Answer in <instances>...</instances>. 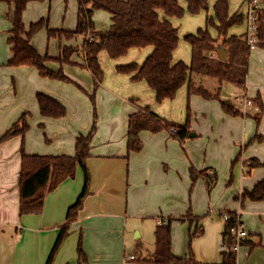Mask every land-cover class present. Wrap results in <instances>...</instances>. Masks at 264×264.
<instances>
[{"label":"crops","instance_id":"obj_1","mask_svg":"<svg viewBox=\"0 0 264 264\" xmlns=\"http://www.w3.org/2000/svg\"><path fill=\"white\" fill-rule=\"evenodd\" d=\"M177 1L186 9L185 2L184 6L181 1ZM213 1L214 4L216 0ZM36 4L40 2H30L27 11L41 10L43 6L36 7ZM9 11V6L1 2L0 90L3 88V91H10L12 82L31 85L33 78L35 85L33 88L31 85L28 93L26 92L27 104L21 101L15 104V98L13 102L7 103L6 97L0 94V137L19 122L23 114L33 110L31 101H35L37 108L32 112L38 115L40 127L48 125L53 128L55 143L52 148L40 150H32L27 145L25 153L73 156L76 138L89 130L86 98L80 96L74 84L65 86L62 81L36 77L37 71L33 67L3 66L11 56L7 44L10 22L6 16ZM77 11L76 1L75 21ZM246 11L245 4L242 10L240 8L236 12L245 15ZM159 16L163 18L162 12H159ZM94 18H98L96 26L94 25L96 31H106L109 28L111 21L107 12L95 10L92 19ZM173 19H169L172 25ZM176 20L180 21L182 18ZM29 23H36V20H30ZM238 26L241 27L234 26L237 27L235 29L232 27L229 35H243L246 24ZM37 33L31 40L32 46L43 47L44 42L47 45L49 38L46 37L45 41L44 37L38 36L41 32ZM44 33L46 35L45 31ZM73 41V44L65 41L63 48L75 46V42L77 45L78 41L81 47L82 40L79 37L76 39L74 37L71 42ZM62 46L59 45L57 56L60 55ZM145 48L147 49L144 50ZM145 48H141L143 52L140 53L135 52L136 48L130 49L125 56L118 59H110L105 52L98 55L99 63L105 71V79L103 78L101 86L96 91V97H99L103 105V112L97 122L103 123L104 127H99L95 131L90 156L86 160L89 173L88 195L76 219L70 223L68 235L60 245L52 264H154L150 262L154 243L153 249L149 251L151 254L142 256L139 252L140 256L135 255L131 260L128 258L133 255L129 252L134 243L136 248L137 246L142 248L141 240L145 236L142 228L144 223L147 229L146 238L149 240L151 232L154 236L156 227L167 224L169 219H172L171 251L175 256L186 258L189 253L186 245L189 225L188 231L199 227L203 231L191 242L196 263L223 264L219 242L225 224L215 215L221 211L240 213V221L249 233L247 240L236 252L235 264H264V201L246 200L241 203L235 199L243 190H251L264 179V166L254 168L249 175H244V164L249 163L251 159L264 165V47L257 46L251 50L245 89L238 87L241 89L242 97L251 98L256 110L255 99L259 94L263 106L259 126L253 117L256 110L247 114L250 116H229L222 111L217 100H205L196 95L188 99L187 88L186 94L185 89L181 90L173 101L156 103L155 93L145 81L133 82L131 75L119 74L115 69L118 65L133 63L141 66L152 52V47ZM40 52L42 55L47 54L44 51ZM176 53L177 48L173 53V62L182 61L187 64L184 59L177 57ZM71 61L75 62L71 64L75 66L84 63L83 53L76 52L70 57ZM50 64L51 62H47V67L50 68ZM58 64L62 69L63 65L61 66L59 62ZM189 64L190 62L187 65ZM68 67L70 71L65 70L67 77L90 92L93 89L92 77L90 76V80L84 77L83 81V77H80V73L75 71L73 66ZM112 67L115 69L114 72ZM50 69H55V66ZM197 77H200V82L204 80L203 76ZM221 88H224L223 83ZM37 90L64 105L67 108V118H43L39 114L36 101V92H39ZM132 98L135 100H130ZM187 101L190 102L194 115L191 126L195 137L180 144L167 131L141 132L139 135L143 145L141 151L128 153L127 131L130 114L138 108L147 106L168 121L182 123L185 120ZM113 105L116 106L115 110L112 108ZM236 108L240 109L239 106ZM82 109L85 112V120H76L75 112ZM66 119L72 121V126H67ZM256 135L261 137L260 141L255 139ZM21 141V136H14L0 143V264H46L60 227L65 223L67 211L83 190L84 172L77 167L74 178L64 180L47 193L39 214L20 216L18 174ZM237 156L238 159L232 168V183L227 187L222 186L228 180L231 164ZM191 166L199 172L206 170V174L211 170L218 173L215 186L209 195L204 191V178H198L192 185L189 175ZM208 208L210 211L203 218L202 214H205ZM188 211L190 213L192 211L195 216L187 218ZM179 218H184V221H178ZM198 218L203 220L200 221ZM79 241L81 254H78L77 250Z\"/></svg>","mask_w":264,"mask_h":264},{"label":"trees","instance_id":"obj_2","mask_svg":"<svg viewBox=\"0 0 264 264\" xmlns=\"http://www.w3.org/2000/svg\"><path fill=\"white\" fill-rule=\"evenodd\" d=\"M44 0H0L5 2L10 11L7 19L10 22L7 44L11 56L3 66L19 67L29 66L35 68L42 78L58 80L74 84L78 89L84 90L73 82L61 70L53 71L46 63L57 61L61 64H72L70 57L76 52H82L84 63L80 64L91 75L93 81V94H88L92 104H95V94L101 86L104 73L99 63L98 55L105 52L110 59H118L125 56L130 49H141L152 47V52L147 56L141 66L137 64L118 65L116 72L131 75V80L145 81L147 86L154 91L155 101L160 104L165 100H173L178 90L186 85L188 99L192 95H198L205 100H217L222 111L233 117L246 116L240 109L221 99L222 83L234 84L245 89L247 77V65L250 56V47L244 40L243 35H229V30L245 23V15L238 12L229 14L228 0H216L213 5V18L206 20L204 28H198L195 33L187 34L185 40L191 50L190 64L182 61L173 62V53L177 48L179 37L178 28L174 27L169 19H181L185 12L197 15L208 11V0H183L186 9H183L177 0H76L78 11L76 18V29L65 31L63 29H47L48 38L65 37L71 39L73 36H83L81 47L62 48L59 57L51 58L47 54L41 55L32 46L31 40L34 35L46 26V21L40 19L36 23L25 28L23 13L30 2H43ZM258 13L257 32L258 47H264V0ZM101 10L110 15V27L107 31H96L93 22V11ZM162 12L163 18L159 16ZM211 26L215 29L217 37L213 38L208 31ZM91 34L92 40L86 36ZM222 47L227 52L226 61L218 59L217 48ZM193 75L212 78L217 81L218 87L214 93H208L204 88L198 86L192 79ZM36 101L39 114L43 118L59 119L66 115L65 107L51 96L37 92ZM257 112L253 115L256 125L263 114V106L259 94L255 99ZM191 111L187 106L186 120L183 123L168 121L149 107L138 108L128 117L127 151L137 153L143 145L140 140L141 132L158 133L167 131L175 140L182 144L193 134L190 125ZM250 116V115H247ZM28 130L26 114H23L19 122L15 123L4 135L0 137V143L13 136H21L20 145V170L18 174L19 186V215L39 214L47 193L55 189L66 179L75 176L77 167L84 172V186L76 202L69 207L65 223L60 227L57 239L48 255L46 264H52L54 257L69 232V225L73 222L78 211L82 208L83 201L88 195L89 173L86 160L90 156L91 141L96 128L92 127L86 135H79L75 140L74 155H36L26 154L24 151V134ZM195 137V135H194ZM193 138V137H192ZM255 139L261 140L259 135ZM254 140V138L252 139ZM251 140V141H252ZM238 156L233 160L232 167ZM264 166L257 160L251 159L244 164V175H249L254 168ZM206 171V170H205ZM205 171H196L190 167L189 175L192 185L198 178L206 181L207 191L210 192L215 184L214 173L206 174ZM237 199L243 203L246 200L253 202L264 201V179L258 182L251 190H243ZM231 217L234 213L227 212ZM191 216L187 212V218ZM221 216V215H219ZM169 219L167 224H160L154 233V250L152 260L154 264H197L191 250L193 238L201 235V227L195 228L189 233L188 249L186 258H179L171 251V236ZM178 221H184L179 218ZM225 228L222 240L227 250L221 251L223 264H235L236 253L231 250L235 238L230 232L234 226V219L224 222ZM245 240H242V245ZM78 254H81V242L77 246Z\"/></svg>","mask_w":264,"mask_h":264},{"label":"rangeland","instance_id":"obj_3","mask_svg":"<svg viewBox=\"0 0 264 264\" xmlns=\"http://www.w3.org/2000/svg\"><path fill=\"white\" fill-rule=\"evenodd\" d=\"M179 1H181V3L185 6V4H184V2L182 0H179ZM246 1L247 0H228L229 14L230 15L234 14V12L239 11L240 8L242 10L243 5L246 4V6H247V2ZM213 2H214L213 0H209L208 11H203V12H201V13L195 15V16H190L187 12H185L182 20L177 21L176 19H173V21H172L174 27H177L178 31H179V42H178L177 53H176L177 57L179 56L180 58L184 59V61H186L187 64L190 62V48H189L188 42L184 38H185V36L187 34L195 33L198 28H204L205 25H206V20L210 19V18H213V11H212L213 10V5H214ZM0 4H1V2H0ZM40 4H42V5H40ZM40 4H36L35 6L36 7L43 6L41 10L35 9V10L30 12V11H27L28 7H26V9H25V11L23 13V23H24V26H25L26 29H28V27L30 25V23H29L30 20H36V22H37L40 19H44L46 21V26H44L38 32V33L41 32L40 34H38V33L37 34H38L39 37H41V36L44 37L45 41L47 40L46 37H48L47 36V31H46V27L47 26H48L47 27L48 29H55L56 28V30L63 29L65 31H74L76 29V27L74 28L75 22H76L75 21V16H76L75 15V11H76V1L75 0H67V1L66 0H51L50 2H47V1L40 2ZM96 21H98V18L97 19H95V18L93 19V22H94L95 26H96V23H95ZM237 27H241V26H237ZM237 27H234V29L237 28ZM68 28L71 29V30H68ZM72 28H74V29H72ZM44 31L46 32V35H45ZM208 31H209V34L212 37L213 36L216 37V32H215V29L213 27L209 26L208 27ZM101 32H104V31L101 30ZM77 37H79L82 40V42H83V36H75V39ZM72 39H74V36L71 39H67V38H65L63 36L60 37V38L53 37V38H49L48 39L49 42H48L47 45L44 42L43 47L42 46L41 47L38 46L37 48L36 47H34V48L36 50L38 49L37 52L39 54H41L40 51H44V52H46L48 54L49 57L52 56L51 58H55V57H59V56H57L58 55V51H59L58 50L59 49V45L62 46L65 43V41L73 44L74 41L71 42ZM78 42L79 43L77 45L80 44V41H78ZM36 45H37V42H36ZM77 45H76V42H75V46L71 45V47H67V48L80 47V45L79 46H77ZM46 48H47V50H45ZM62 48H63V46H62ZM146 49L147 48H145L144 50H146ZM54 51H55V54H53ZM135 52H137V53L143 52V49H136ZM250 52H252V51H250ZM109 61H110V59H109ZM71 63L75 64L74 61H71ZM50 65H51V67L55 66V69H51V70H53V71L61 70L63 72V74H65L66 76H67V73H66L65 70L67 69V70L70 71V68L68 66L69 65L73 66L75 68V71L80 73V77H83L82 78L83 81L85 80L84 77L86 79L90 80V76H91V75H89L90 73L85 68H83L82 66H80L78 64H76L77 66H75V65L64 63V64H61V66L63 65L62 69L59 67L60 65L58 64L57 61H51ZM115 69H114V67H112L113 72H114ZM102 70H103V68H102ZM103 73H104V79H105V71L104 70H103ZM35 75H36V77L39 76L37 72L35 73ZM192 78H193V81L198 86H201L202 88H204L208 93L212 94V93L215 92L216 87H217L216 85H218V83H216V81L214 79L208 78V77H204L205 81L203 80L204 82L203 81L200 82L201 79H200V77H197V75H193ZM50 80H52V79H50ZM54 81H56V80H54ZM56 82H59V81L57 80ZM63 83H65V86L71 84V83H67V82H63ZM75 83H77L79 86H81L78 82L75 81ZM223 84H224V88L221 90V99L225 100L227 103H229V104H231V105H233L235 107L236 106L238 107V104L234 101V97H236V96L241 97V91H240L241 89L238 88V86H236L234 84H230V83H223ZM31 85H32V87H31ZM31 85H30V83H28L26 85H20L17 82L16 83L12 82L11 90L10 91H8V90L7 91H3V88H2L0 90V94H1V96L3 95V97H6V102L7 103L13 102V99L15 98V104L20 103V101H21V103L25 102L27 104L28 103L27 102V98H25L26 97V92L28 93L29 87H31V88L34 87V85H35L34 78H33V80H31ZM23 86H24V88H23ZM12 87H14V88H12ZM81 88L84 90V92L81 91L80 89H78L75 86V89L79 91L80 96H82V97L84 96L86 98V103H87V106H88V110L86 112V116L88 115L90 124H89V130L86 133H84L86 135L88 132H90V130L92 129L93 126H95L96 130H98L99 127H104L103 123L97 122V119L100 118V116H101V112H103V105L101 104V102L99 100V97L98 98L96 97L97 93L95 94V99H94L95 104L94 105L92 104L88 94L89 95L93 94L92 93L93 89L90 92H88V90L85 89L83 86H81ZM184 89H185V94H186V85H184L179 90V92L176 94V97L180 94V91L184 90ZM37 91H39L41 93L40 90H37ZM34 93H33V95H34ZM196 96H198V95H196ZM198 97H200V96H198ZM247 98L251 99L250 97H247ZM130 100L134 101L135 99L132 98ZM188 104H189V107H190V102L187 101L186 110H185V118H184L185 120H186V115H187V106H188ZM31 105L33 107L32 111H34L37 108L36 102L35 101H31ZM112 108H113V110H115L116 106L113 105ZM65 109H66V115L63 118H67V108L65 107ZM32 111L28 110V112L26 114V122L28 124V130L24 134V150H25V148H27V145L32 150H40V149H45V148H52L54 143H55L54 134H53V128L48 126V125H45L43 128L40 127V123L38 121V115H34L33 114L34 112H32ZM190 111H191V116H190V125H191V121H192L194 115L192 113L191 108H190ZM36 112H38V111H36ZM86 116H85V112L83 111V109L80 110V111L75 112V119L76 120L81 119L83 121V120H85ZM175 123H179V122H175ZM66 124H67V126L70 127V126H72V121L66 119ZM191 129H192V131L194 133V130H193L192 126H191ZM13 137H11V138H13ZM37 155H38V153H37ZM44 155H53V154H44ZM232 168L233 167H232V164H231V170H230L231 174L229 175V178L226 181V183L225 184L223 183L222 186H226L227 187V186L231 185L232 180H233V178H232V175H233ZM210 173L211 174L214 173L216 178H217V174L218 173L216 174V172L214 170L209 171L207 174H210ZM245 176H247V175H245ZM204 185H205L204 186L205 194L209 195L211 191L210 192L207 191L206 181H205ZM235 199L238 201L237 198H235ZM198 200H199V203H200V197H198ZM196 207H198V204H197ZM209 208L207 209V212L205 214H202L203 218L206 217V214L208 215V213L210 211ZM211 208H212V206H211ZM221 213H222V211L215 213V215H216V218L218 220L224 222L222 220L221 216H219V215H221ZM190 214L195 216L194 213H192V211H191ZM212 215H214V214H212ZM199 220L201 221L203 219H199ZM145 224L146 223H144V225L142 227L144 235H145L144 238L141 240V242L143 243V246H142L141 249L138 246L136 248V243H134L132 245V247H131L130 252H129L133 256L137 255L139 257L140 256L139 252L142 254V256H145L148 253L151 254L149 251H151L153 249L152 245L154 243V236H153V233L151 232L149 240L146 238L147 229H146ZM203 226L204 225H202V227ZM189 227L190 226L187 225V241H186L187 247H188V242H189V233L193 232L194 229H195V228L192 229L193 231L192 230L188 231ZM134 235H135V233H133V237H134ZM219 246H220V242H219Z\"/></svg>","mask_w":264,"mask_h":264},{"label":"built area","instance_id":"obj_4","mask_svg":"<svg viewBox=\"0 0 264 264\" xmlns=\"http://www.w3.org/2000/svg\"><path fill=\"white\" fill-rule=\"evenodd\" d=\"M261 5V0H247V11L245 13L246 31L244 33V40L247 42L251 50L257 47L258 44L256 32L258 13L261 9ZM86 39L92 40L93 36L91 34H88L86 36ZM234 101L238 104L244 114L253 113L256 110V107L253 105L251 99L242 96H236L234 98ZM221 218L224 222L229 221L230 218L234 219V226L230 228V232L235 238V243L232 246L231 250L236 253L241 245L240 242L242 240H245L249 236V233L240 221V213H234L231 217L227 212H222ZM220 250H227V246L222 239L220 241ZM129 259L133 260L134 256H130Z\"/></svg>","mask_w":264,"mask_h":264},{"label":"water","instance_id":"obj_5","mask_svg":"<svg viewBox=\"0 0 264 264\" xmlns=\"http://www.w3.org/2000/svg\"><path fill=\"white\" fill-rule=\"evenodd\" d=\"M217 57L221 61H226V58H227L226 50L224 48H222V47H218L217 48ZM190 137L192 138V137H194V135L191 134Z\"/></svg>","mask_w":264,"mask_h":264}]
</instances>
